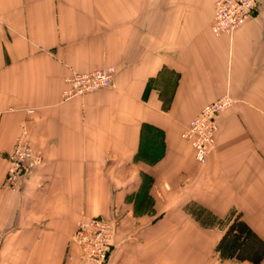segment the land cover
<instances>
[{"label":"crops","instance_id":"0c3cea01","mask_svg":"<svg viewBox=\"0 0 264 264\" xmlns=\"http://www.w3.org/2000/svg\"><path fill=\"white\" fill-rule=\"evenodd\" d=\"M215 1L0 0V264H89L85 215L114 222L105 264H255L216 245L236 217L264 240V0L218 35ZM105 66L109 87L63 99ZM224 94L200 163L181 132ZM21 129L35 156L12 190Z\"/></svg>","mask_w":264,"mask_h":264},{"label":"built area","instance_id":"2783aa9c","mask_svg":"<svg viewBox=\"0 0 264 264\" xmlns=\"http://www.w3.org/2000/svg\"><path fill=\"white\" fill-rule=\"evenodd\" d=\"M260 0H217L210 25L216 34H230L243 24L255 12ZM114 67L72 74L66 77L68 88L64 96L84 94L111 83ZM230 97L222 95L206 103L181 132L191 145L197 161L204 163L206 156L215 142L217 130L216 116L229 104ZM33 157L32 148L24 135L17 137L12 152L7 156L4 185L12 190L25 170V164ZM74 241L79 250V257L89 264H101L112 249L111 224L99 218H87L79 222L74 234Z\"/></svg>","mask_w":264,"mask_h":264},{"label":"trees","instance_id":"16d2710c","mask_svg":"<svg viewBox=\"0 0 264 264\" xmlns=\"http://www.w3.org/2000/svg\"><path fill=\"white\" fill-rule=\"evenodd\" d=\"M216 251L221 259L249 260L258 264L264 257V240L236 217L221 236Z\"/></svg>","mask_w":264,"mask_h":264},{"label":"rangeland","instance_id":"374dc122","mask_svg":"<svg viewBox=\"0 0 264 264\" xmlns=\"http://www.w3.org/2000/svg\"><path fill=\"white\" fill-rule=\"evenodd\" d=\"M217 1V0H216ZM216 1H215V3H216ZM215 3H214V6H215ZM259 5V4H258ZM257 5V6H258ZM215 9V8H214ZM257 9V8H256ZM256 11V10H255ZM213 13H214V10H213ZM255 14V12L253 13V15ZM252 15V16H253ZM250 18V17H249ZM212 19H213V16H212ZM212 22V21H211ZM211 25V24H210ZM239 27V26H238ZM235 30V29H234ZM233 30V31H234ZM211 31H212V29H211ZM232 31V32H233ZM213 32V31H212ZM231 32V33H232ZM214 33V32H213ZM230 33V34H231ZM214 34H216V33H214ZM221 34H225V33H221ZM218 35V34H217ZM107 67H114V66H105V67H101V68H95V69H92L91 71H96V70H101V69H103V68H107ZM91 71H88V72H91ZM83 73H87V72H83ZM72 74H76V73H72ZM72 74H70V75H72ZM78 74H82V73H78ZM70 75H68V76H70ZM68 76H66V77H68ZM113 76H114V74H113ZM66 77L64 78V82H65V84H66V88H64V90H66L67 88H68V84H67V82H66ZM112 80H113V77H112ZM112 80H111V83L108 85V86H104V87H99V88H97V89H94V90H91L90 92H93V91H96V90H98V89H101V88H106V87H109L111 84H112ZM64 90L62 91V96H63V99H69V98H72V97H74V96H79V95H83V94H77V95H73V96H70V97H65L64 96ZM87 93H89V92H87ZM84 94H86V93H84ZM224 95H227L228 97H230L228 94H224ZM230 101L231 102H229V104L227 105V106H225L224 107V109L223 110H225L227 107H229L230 105H231V103L233 102V100H232V98L230 97ZM209 103V102H208ZM223 110H221L218 114H217V116H216V124H217V117H218V115L223 111ZM33 111V109L32 108H30V109H28L27 110V112H32ZM196 115V114H195ZM194 115V116H195ZM194 116L191 118V120L194 118ZM190 120V121H191ZM190 121H189V123H190ZM189 123H188V125H189ZM187 126V125H186ZM217 131V130H216ZM216 131H215V136H216ZM21 134V136L23 137V135H24V137H25V139L27 140V143L29 144V146L32 148V152H33V157L31 158V159H33L34 158V156H35V154H34V150H33V147L31 146V144H30V142H29V140H28V137H27V135H26V131L25 130H23V129H21L20 130V132H19V134L16 136V138H15V141H14V144H15V142H16V139H17V137L19 136ZM214 136V137H215ZM14 144H13V147H14ZM13 147H12V149H11V151L5 156V158H6V166H7V156L12 152V150H13ZM30 159V160H31ZM29 161V160H28ZM25 171V170H24ZM5 174H6V171H5ZM5 179V178H4ZM17 185H18V181H17ZM16 189H17V187H16ZM87 218H99V219H102V220H105V221H107V222H109L110 224H111V231H112V241H113V227H114V222H112V221H110V220H107V219H104V218H101V217H98V216H82V217H80L79 219H78V221H77V225H76V229H75V231L73 232V234H72V236H71V240H72V242L76 245V243H75V241H74V234H75V232H76V230H77V227H78V224H79V222L81 221V220H83V219H87ZM77 246V245H76ZM78 248V247H77ZM113 248H114V241H113V246H112V249L110 250V252L108 253V255H107V257H106V259L104 260V262L103 263H101V264H105V262H106V260L108 259V257H109V255H110V253L112 252V250H113ZM78 252H79V250H78Z\"/></svg>","mask_w":264,"mask_h":264},{"label":"bare ground","instance_id":"6f19581e","mask_svg":"<svg viewBox=\"0 0 264 264\" xmlns=\"http://www.w3.org/2000/svg\"><path fill=\"white\" fill-rule=\"evenodd\" d=\"M195 158H196V156H195ZM197 159V158H196Z\"/></svg>","mask_w":264,"mask_h":264}]
</instances>
